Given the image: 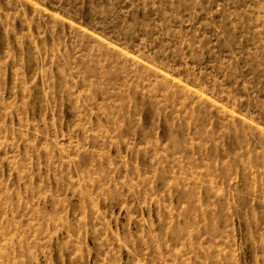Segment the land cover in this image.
<instances>
[{"label":"rangeland","instance_id":"rangeland-1","mask_svg":"<svg viewBox=\"0 0 264 264\" xmlns=\"http://www.w3.org/2000/svg\"><path fill=\"white\" fill-rule=\"evenodd\" d=\"M0 264H264V0H0Z\"/></svg>","mask_w":264,"mask_h":264}]
</instances>
